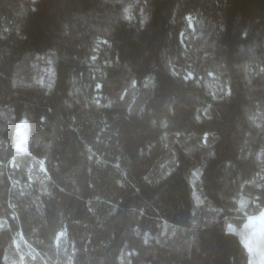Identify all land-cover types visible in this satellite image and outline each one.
<instances>
[{"label": "trees", "instance_id": "obj_1", "mask_svg": "<svg viewBox=\"0 0 264 264\" xmlns=\"http://www.w3.org/2000/svg\"><path fill=\"white\" fill-rule=\"evenodd\" d=\"M263 209L264 0H0V264H252Z\"/></svg>", "mask_w": 264, "mask_h": 264}, {"label": "rangeland", "instance_id": "obj_2", "mask_svg": "<svg viewBox=\"0 0 264 264\" xmlns=\"http://www.w3.org/2000/svg\"><path fill=\"white\" fill-rule=\"evenodd\" d=\"M190 21V26H193V19L189 17ZM47 60V59H46ZM43 71L45 70L47 74L52 73V65H51V60L47 61V64L42 65ZM26 139H27V129L25 122L21 121L18 126V131L16 134V141H17V146L19 150L22 152L25 151L26 148ZM10 167H12V172H13V180L14 183H20L25 187H30L31 186V180L32 177L28 175L27 178L21 179L17 174L19 173L18 167L19 165H16L13 161L10 162ZM42 167L44 168L45 165L42 163ZM261 216L258 215H252L248 219L247 223V237L245 239L246 246L248 250L251 253H254V258L252 264H264V209L260 213ZM5 224L3 223L1 216H0V227H4ZM65 231L62 230L60 232V235L64 234ZM20 238L18 237V240L15 241L18 247L21 245V241L19 240ZM22 249L20 252L25 253H31L30 247L28 243H24L22 245Z\"/></svg>", "mask_w": 264, "mask_h": 264}, {"label": "built area", "instance_id": "obj_3", "mask_svg": "<svg viewBox=\"0 0 264 264\" xmlns=\"http://www.w3.org/2000/svg\"><path fill=\"white\" fill-rule=\"evenodd\" d=\"M258 216H261V215H258Z\"/></svg>", "mask_w": 264, "mask_h": 264}]
</instances>
